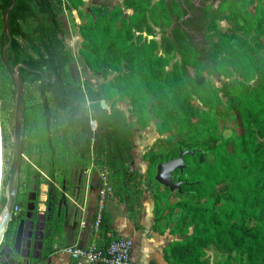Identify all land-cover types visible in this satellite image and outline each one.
Masks as SVG:
<instances>
[{
    "label": "trees",
    "instance_id": "16d2710c",
    "mask_svg": "<svg viewBox=\"0 0 264 264\" xmlns=\"http://www.w3.org/2000/svg\"><path fill=\"white\" fill-rule=\"evenodd\" d=\"M11 0H0L2 13ZM84 0H15L8 11L9 32L3 37L11 67L19 64L23 92L22 152L36 149L48 164L49 177L40 253L33 264L53 250L64 215L56 212L55 172L64 159L97 157L110 168L113 182L133 216L141 205V180L153 188V228L162 233L169 217L178 213L168 230L179 234L163 246L170 264H206L204 247L213 245L231 254L238 264H264V173L250 169L264 164V0H220L210 10L206 43L210 55L201 58L185 31L173 27V38L161 41L172 24L168 0H122L112 5ZM77 7L81 18L78 52L92 70L118 73L99 87L76 83L68 75L72 54L63 39V9ZM124 7L132 9L125 15ZM228 19L235 28L222 30ZM158 33V37L155 36ZM192 69V71H190ZM232 74H237L233 77ZM231 77L218 86L212 76ZM9 88V102L4 92ZM33 92L39 100L29 103ZM15 87L0 56V117L12 116ZM128 97L135 121L144 127L156 121V142L164 145L144 152L146 173L129 166L133 158V121L117 102ZM105 102V106L102 105ZM223 128L212 132L213 113L223 109ZM3 146H8L2 136ZM181 148L185 166L171 178L180 189L154 179L156 164L176 156ZM8 160V159H5ZM11 161V158H10ZM9 166L3 167L0 210L5 203ZM19 177L14 205L21 206ZM223 195V199H219ZM12 215L4 232L8 241ZM136 217V216H133ZM137 225V223H135ZM113 230L103 211L99 234ZM1 264V261H0ZM68 264H76L72 259ZM212 264H231L230 259Z\"/></svg>",
    "mask_w": 264,
    "mask_h": 264
},
{
    "label": "rangeland",
    "instance_id": "374dc122",
    "mask_svg": "<svg viewBox=\"0 0 264 264\" xmlns=\"http://www.w3.org/2000/svg\"><path fill=\"white\" fill-rule=\"evenodd\" d=\"M122 0H106L107 4L121 3ZM105 3V2H104ZM90 0H84V3L79 5L83 13L90 10ZM132 9L124 7L125 15L131 13ZM60 19L64 27V32L62 34L63 39L66 43L67 48L70 50L72 57L67 64L68 75L76 83L87 82L94 87H99L104 81L109 78L114 77L118 71L111 68H100L95 71L90 69L86 64L83 57L78 52L80 46L81 36L79 34V23L80 16L78 14L77 7H71L63 9L60 14ZM218 25L222 30L231 31L235 26L228 19H221L218 21ZM158 37V33H155ZM192 71V69H190ZM237 74H232L231 77ZM231 77L225 76H212L211 79L214 84L220 86L224 81L230 79ZM4 98L9 102V88L4 92ZM29 103H34L39 100V97L35 92H33ZM117 104L122 107L128 119L133 121V158L129 161V166L135 168L143 173H146V161L144 158V152L147 149L154 148L159 149L164 145V142L157 141V133L155 131V118H152L148 125L142 127L135 121V115L131 109L128 97H124L119 100ZM226 112L223 109H219L218 112L213 113V122L210 126L212 132H220L223 128V117ZM13 117L5 110L3 113V118L0 117V135H1V147H0V194L4 191V185L2 183L3 167L10 165V158L12 152V129ZM7 137V152L6 157H4L5 147L3 146L2 136ZM8 159V160H5ZM102 163L97 157H89L88 159L79 160L76 155H69L64 159L63 167L66 171H62L60 168L55 172V184L57 185V207L56 212L61 213L64 217H79L81 214V200L84 195V190L86 185L96 184L99 181V170ZM48 164L44 157H40L36 149L32 148L29 152H22L19 177L22 184L19 188V194L22 198V205L18 206V211L22 209V215L19 219H14L10 224L12 228V235L7 241L3 235L0 243V257L4 258L1 261L6 262V264H13L17 260L21 262L31 261L38 254V240L42 237L40 233L43 230V219L44 212L46 209V197L48 182L52 180L48 173ZM140 183L143 187L141 198L144 196L145 200L152 198L153 200V188L147 184V178L145 177ZM114 192L116 198L120 199V195L117 191L116 185L114 183ZM111 195V196H112ZM223 195H220L219 199H223ZM142 203V202H141ZM89 208V206H88ZM139 205H135L133 216L137 217V212L139 211ZM43 213V215H42ZM83 213V212H82ZM42 216V217H41ZM15 217V215H14ZM23 217V218H22ZM178 213H173L170 217V223L166 229L169 228L177 219ZM20 223V224H19ZM8 226V225H7ZM19 226V230L16 231ZM43 234V232H42ZM29 239V246H24V242ZM4 244H7L11 255L6 256L1 248ZM237 251L227 252L220 251L213 245H207L204 247L203 258L206 264H212L216 261H224L225 259H230L231 264H238L237 260L233 257ZM13 258L14 261L10 259ZM36 264H46L44 260L38 261Z\"/></svg>",
    "mask_w": 264,
    "mask_h": 264
},
{
    "label": "water",
    "instance_id": "95a60500",
    "mask_svg": "<svg viewBox=\"0 0 264 264\" xmlns=\"http://www.w3.org/2000/svg\"><path fill=\"white\" fill-rule=\"evenodd\" d=\"M15 0H11L10 4L5 7L2 13V32L0 38V56L1 60L6 67L12 82L15 87V97L13 101L12 108V129H11V138H12V152H11V161L8 172L7 182L5 184V203L0 210V243L3 238L4 232L7 228L8 222L12 218V212L15 203V197L18 188L19 180V168L22 157V120H23V92L24 85L19 73V64L26 67V64L23 62L15 63L11 67L4 54V43L3 37L5 33L9 32L8 26V11L14 4ZM169 8L172 17V24L164 33L161 38V41H168L173 38L172 29L173 27L182 28L194 51L201 58L206 59L210 55L208 45L206 43V24L207 17L210 10L217 7L220 3V0H168ZM102 105L105 106V102L102 101ZM0 147H1V135H0ZM187 152H194V150H189L188 148H181L176 156H170L168 159L161 160L156 164V171L154 174V179L163 184L164 186L169 187L170 190L175 188L180 189V180L174 181L171 178V173L175 168H179L180 171L183 170L185 163L183 161V154ZM251 173H264V164L250 169ZM42 235V232L40 233ZM29 244V239H26ZM41 239L38 240V254L40 253ZM6 256L11 255L9 247L7 244H4L1 248V251H4ZM4 257L1 256L0 260ZM14 261L13 258L10 259ZM6 264V262H2ZM13 264H18L14 262Z\"/></svg>",
    "mask_w": 264,
    "mask_h": 264
},
{
    "label": "crops",
    "instance_id": "0c3cea01",
    "mask_svg": "<svg viewBox=\"0 0 264 264\" xmlns=\"http://www.w3.org/2000/svg\"><path fill=\"white\" fill-rule=\"evenodd\" d=\"M90 3L107 4L106 0H90ZM98 186L99 181L96 184L88 183L86 185L81 200L80 216L68 217L69 211L67 212V216L62 222V228L55 236L54 250L40 260H44L46 264H68L72 257L61 247L68 244L84 246L91 241L94 231L90 226V221L95 211ZM141 202L137 217H133L125 203L112 195L105 204L104 212L109 216L114 232L131 238L133 243L131 255L137 264H170L163 256V246L173 238L179 237V234L170 232L168 229L162 233L155 230L152 226L154 221L153 200L152 198L145 200L143 196ZM82 219L86 220L83 225L80 223Z\"/></svg>",
    "mask_w": 264,
    "mask_h": 264
},
{
    "label": "built area",
    "instance_id": "2783aa9c",
    "mask_svg": "<svg viewBox=\"0 0 264 264\" xmlns=\"http://www.w3.org/2000/svg\"><path fill=\"white\" fill-rule=\"evenodd\" d=\"M113 188V175L110 168L101 165L96 206L90 221L94 237L84 246L68 244L61 247L70 253L76 264H137L131 255L133 243L130 237L117 234L113 230L106 231L104 238L99 234L100 216L107 200L114 192ZM18 212V206L14 205L12 215H17ZM80 223L83 225L86 220L82 219Z\"/></svg>",
    "mask_w": 264,
    "mask_h": 264
},
{
    "label": "flooded vegetation",
    "instance_id": "af4514ba",
    "mask_svg": "<svg viewBox=\"0 0 264 264\" xmlns=\"http://www.w3.org/2000/svg\"><path fill=\"white\" fill-rule=\"evenodd\" d=\"M18 230H19V226L17 227L16 231H18ZM23 244H24V246H26V245L29 246V244L27 242H24Z\"/></svg>",
    "mask_w": 264,
    "mask_h": 264
},
{
    "label": "bare ground",
    "instance_id": "6f19581e",
    "mask_svg": "<svg viewBox=\"0 0 264 264\" xmlns=\"http://www.w3.org/2000/svg\"><path fill=\"white\" fill-rule=\"evenodd\" d=\"M42 215H43V213H42ZM42 217V216H41Z\"/></svg>",
    "mask_w": 264,
    "mask_h": 264
}]
</instances>
